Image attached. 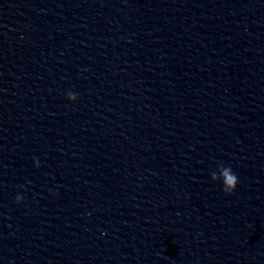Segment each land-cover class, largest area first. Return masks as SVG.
Listing matches in <instances>:
<instances>
[{"label":"clouds","instance_id":"clouds-1","mask_svg":"<svg viewBox=\"0 0 264 264\" xmlns=\"http://www.w3.org/2000/svg\"><path fill=\"white\" fill-rule=\"evenodd\" d=\"M67 99L69 101L75 102L78 99V94L69 91L67 94ZM39 160L36 161V167H39ZM211 180L213 182L220 181L223 185V192L226 195H231L239 183L238 176L233 172L230 166H225L223 163L219 164L217 171L211 173ZM22 197L20 195L16 196V203L22 202Z\"/></svg>","mask_w":264,"mask_h":264}]
</instances>
